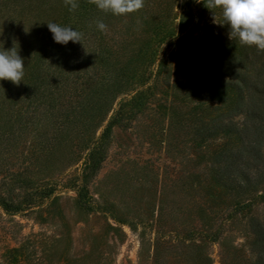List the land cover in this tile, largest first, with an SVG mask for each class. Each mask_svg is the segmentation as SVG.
<instances>
[{
  "label": "rangeland",
  "instance_id": "rangeland-1",
  "mask_svg": "<svg viewBox=\"0 0 264 264\" xmlns=\"http://www.w3.org/2000/svg\"><path fill=\"white\" fill-rule=\"evenodd\" d=\"M206 2L144 0L140 10L115 18V24L123 26L114 31L120 36L112 34V41H121L123 33L131 34L128 44L135 51L127 55L126 42L121 47L110 41L109 64L125 66L133 81L139 77L131 73L146 71L150 80L145 85H152L158 61L168 55L170 77L167 86L158 81L134 120L111 126L112 139L96 171L86 173L83 169L87 141L78 140L81 119L66 122L82 93L81 73L72 83L68 80L53 108L47 103L41 110L29 107L21 115L4 110L10 121H0V182L2 178L5 182L1 192L23 201L24 193L34 185L49 181L54 190L40 203L41 199L34 197L31 209L23 207L24 202L15 211L0 205V264H204L205 255L210 264H224L223 252L232 257L231 246L239 247L245 241L250 227L245 217L254 211L264 219L263 202L245 209V216L238 214L226 221L218 234L206 239L195 203L187 205L185 212L170 214L172 199L188 192L190 180L196 181L199 172L207 171L210 151L215 148L210 146L206 154H191V161L186 158L191 153L187 136L191 100L183 90L171 87L184 79V70L177 65L183 51L203 48L209 40L225 48L229 40L228 26L218 24L222 23L220 9L209 10ZM32 9L26 0H0V33L10 21L23 32L35 13ZM97 11L95 8L92 18L100 15ZM13 30L11 27L10 32ZM167 31L174 36L166 37ZM180 35L185 37L178 42ZM237 41L232 53L238 49ZM178 43L181 50L176 51ZM130 59L132 62L125 64ZM93 63L103 70L101 61L94 59L89 61V69ZM203 98L211 106L225 109L234 99L227 94L221 102L206 93ZM42 112L47 124L38 127V117H45ZM108 121L109 117L103 125ZM62 140L70 144L69 150L68 146L63 149L68 158L63 160L57 152L55 158L48 157ZM214 141L221 143L219 138ZM80 184L84 188L78 191ZM159 199L167 212L157 223L156 211L152 213L151 208H157ZM198 238L204 241L202 249L189 252L184 245Z\"/></svg>",
  "mask_w": 264,
  "mask_h": 264
},
{
  "label": "trees",
  "instance_id": "trees-1",
  "mask_svg": "<svg viewBox=\"0 0 264 264\" xmlns=\"http://www.w3.org/2000/svg\"><path fill=\"white\" fill-rule=\"evenodd\" d=\"M26 1L35 13L32 20H28L24 31L20 32L17 23L10 21L5 23L6 31L0 33V50L11 47L18 49L25 64L21 83L13 85L7 80L0 81V121H10L4 110L21 115L29 107L41 110L47 103L53 108L68 80L72 83L74 78L82 74V93L79 94L80 99L74 105V110L68 113L66 122L73 123L81 119L83 128L77 134L78 140L87 141L84 145L87 151L83 169L86 173H92L100 165L112 139L111 126L115 123L121 125L125 120H134L139 112L142 113L146 99L157 87L159 80L164 86L169 85L171 56L167 55L158 61L152 85H145L150 80L146 71L131 73L133 77H139L133 81L132 77L126 75L128 70L124 69L125 66L117 68L118 62L109 64L108 44H111L112 34L120 36L119 31L114 32L118 26H123L114 22L120 16L98 9L94 0H76L78 7L74 10L69 9L65 0ZM95 8L100 15L92 18ZM184 20L182 17L181 22ZM101 21L107 26L104 31L97 29V23ZM50 22L70 26L82 33L81 44L69 41L62 46L54 43L46 26ZM11 27L15 28L13 32H10ZM121 35V41L117 39L112 43H119L122 47V43L126 42V53L131 55L135 51L131 48L132 44H128L131 34ZM171 36L174 33L167 31L166 37ZM184 37L180 35L178 42ZM236 41L237 38L226 40L223 48L222 44L220 46L216 41L209 40L203 48L197 46L190 51H183L177 65L184 70V79L171 84L176 90H183V94L191 100L187 130L191 153L186 158L191 161V154H206L210 146L215 148L210 151L207 171L199 172L194 177L196 181L187 177L191 179L189 184L186 183L190 190L182 192L178 199H172L170 214L185 212L187 205L195 203L206 239L218 234L219 228L226 221L235 219L238 214L245 216V209L249 210L264 202V50L254 45L241 44L238 39V49L232 53ZM179 45L176 51L181 50ZM91 59L100 60L101 65H104L103 70L96 67L95 63L93 69H89L92 66L89 67ZM131 62L132 59L125 64ZM153 64L154 59L150 66ZM204 93L221 102L227 94L233 95L234 99L230 107L225 109L208 104L206 98H203ZM107 117L109 121L103 125ZM45 118L38 117L36 125H46ZM98 130L100 133L97 135ZM217 138L221 139V143H215ZM62 142H58L59 149L50 151L48 157L57 156V152L62 154L63 160L68 158L63 149L68 146L69 150L70 144ZM54 158L47 161H53ZM48 182L34 185L31 191L24 193L23 201H16L1 192L5 185L2 178L0 205L15 211L24 202L23 207L31 209L34 197L41 199L38 201L40 203L53 193L54 189ZM83 188L81 184L77 186L78 191ZM80 197L78 193L79 202ZM166 210L163 199H159L156 209L151 208L152 213L156 211L157 223L163 219ZM245 218L250 226L245 231V241L239 247L231 246L232 257L223 252L224 264H264V219L256 216L254 211ZM203 245L204 241L198 238L184 246L189 252L196 253ZM203 260L204 264H210L208 255Z\"/></svg>",
  "mask_w": 264,
  "mask_h": 264
},
{
  "label": "clouds",
  "instance_id": "clouds-1",
  "mask_svg": "<svg viewBox=\"0 0 264 264\" xmlns=\"http://www.w3.org/2000/svg\"><path fill=\"white\" fill-rule=\"evenodd\" d=\"M70 10L78 7L76 0H65ZM98 9L110 12L113 15L122 16L140 10L144 0H94ZM207 9H220L222 23L227 25L228 38H238L241 44L254 45L264 50V0H207ZM52 35L54 43L67 45L80 43L82 33L70 26H61L55 22L46 24ZM106 25L101 21L97 23V29L104 31ZM24 59L19 55L18 49L0 50V81L7 80L13 85L22 82L24 76Z\"/></svg>",
  "mask_w": 264,
  "mask_h": 264
}]
</instances>
